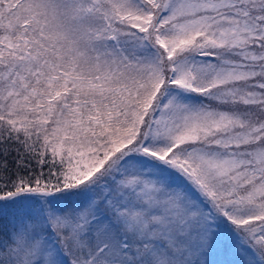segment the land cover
I'll return each instance as SVG.
<instances>
[{
    "label": "snow or ice",
    "instance_id": "1",
    "mask_svg": "<svg viewBox=\"0 0 264 264\" xmlns=\"http://www.w3.org/2000/svg\"><path fill=\"white\" fill-rule=\"evenodd\" d=\"M0 264H264V0H0Z\"/></svg>",
    "mask_w": 264,
    "mask_h": 264
}]
</instances>
